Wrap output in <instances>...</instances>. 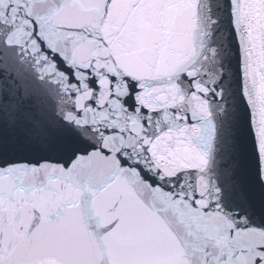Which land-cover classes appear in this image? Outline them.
<instances>
[{
  "label": "snow or ice",
  "instance_id": "1",
  "mask_svg": "<svg viewBox=\"0 0 264 264\" xmlns=\"http://www.w3.org/2000/svg\"><path fill=\"white\" fill-rule=\"evenodd\" d=\"M0 264H264V0H0Z\"/></svg>",
  "mask_w": 264,
  "mask_h": 264
}]
</instances>
